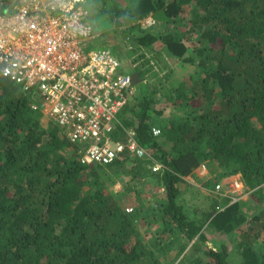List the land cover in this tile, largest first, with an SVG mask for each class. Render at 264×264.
I'll return each mask as SVG.
<instances>
[{
	"label": "trees",
	"instance_id": "trees-1",
	"mask_svg": "<svg viewBox=\"0 0 264 264\" xmlns=\"http://www.w3.org/2000/svg\"><path fill=\"white\" fill-rule=\"evenodd\" d=\"M85 1L112 26L96 27L91 47L143 52L134 72L144 92L120 120L150 158L126 149L107 166L81 164L62 130L32 107L37 92L0 74V264H162L168 230L185 239V261L202 253L189 264H264V0ZM16 4L0 0V15ZM148 18L155 27L143 28ZM162 57L194 67L189 80L150 85ZM162 98L179 113L156 110ZM154 160L164 169L153 171ZM201 164L218 168L207 188L237 177L249 199L204 195L188 181ZM119 179L125 188L110 191ZM147 183L164 192L149 199ZM160 220L162 239L149 236ZM211 231L226 238L218 249L208 247Z\"/></svg>",
	"mask_w": 264,
	"mask_h": 264
},
{
	"label": "built area",
	"instance_id": "built-area-1",
	"mask_svg": "<svg viewBox=\"0 0 264 264\" xmlns=\"http://www.w3.org/2000/svg\"><path fill=\"white\" fill-rule=\"evenodd\" d=\"M17 1L13 13L0 15V74L25 92H37L32 107L62 130L81 164L107 166L126 149L150 158L135 129L120 120L130 97H137L132 79L137 64L90 46L100 32L90 22L86 1ZM152 131L161 137L159 128ZM150 168L164 169L155 160ZM235 178L218 183L215 192L233 201L246 195L242 180Z\"/></svg>",
	"mask_w": 264,
	"mask_h": 264
},
{
	"label": "rangeland",
	"instance_id": "rangeland-1",
	"mask_svg": "<svg viewBox=\"0 0 264 264\" xmlns=\"http://www.w3.org/2000/svg\"><path fill=\"white\" fill-rule=\"evenodd\" d=\"M98 8V4L97 2L94 3L93 5H90L89 8L92 10V16L93 18L97 15L95 12L96 10H98L95 6ZM91 18V20H94L92 22V25H94L95 27H97L100 31L103 32V34H106L109 31H111V24L110 22H108L103 15H97V18L96 19H93ZM111 26V27H110ZM142 26L143 28H147V27H155L156 26V23L153 22V20L150 18L142 21ZM115 28H117L115 26ZM117 30V29H116ZM120 36V35H119ZM188 45H192V43H188ZM161 47V43H155L154 44V49L157 51L158 49H160ZM95 49H101L100 48V45H98L97 47H94ZM112 49V48H111ZM114 50H117L119 48H113ZM112 49V50H113ZM114 53L118 54L120 57H122L123 55H121L120 51H114ZM143 54V52H136L134 54H130L129 56H123L124 59L126 60H135L137 58H141V55ZM147 54V53H146ZM145 54V55H146ZM144 55V56H145ZM158 60H160V62L162 63V70L159 71V73H157V65H154L153 68H154V73L153 75L151 76V83L150 85H154L155 83H157L158 81V78H161L163 77L164 78V82H167V83H172V82H176L178 81V83L180 81H188L189 80V74L191 72H194V67H192L190 64H187V63H180V64H177L175 61L172 62L173 63V68L175 69L174 72L170 75V78L171 79H167L166 76H165V73L169 70H171V65L172 63L170 62L169 65H167V59H165V57H162V58H159ZM171 61H173L172 59H170ZM136 64H137V68L140 67V63L144 62V60L142 59H139V60H135ZM154 63L156 64V62L154 61ZM152 65V64H151ZM172 81V82H171ZM145 82V81H144ZM143 82V83H144ZM142 83V84H143ZM177 83V84H178ZM140 84L136 87V93H137V97H139L141 95V93L144 92L143 88L144 86ZM167 90L169 91L170 88H168V85H166L165 87V92H167ZM156 110H163L165 113L164 115H174V114H177L179 113V111L177 110V106L176 104H173L172 102H168L167 100H165L164 98L161 99L160 103L159 104H156V107H155ZM190 110V109H189ZM130 111H129V108H127L124 113L122 114L121 118L125 119L127 117H129L130 115ZM155 116V115H154ZM154 116L152 115V119L154 118ZM151 119V120H152ZM215 165V164H214ZM213 166V165H211ZM218 168L215 166L209 168L208 166H205L203 164H201L200 167H198L196 170H195V175H196V179L193 178V177H190L188 178V181L194 185L196 188H198L201 192H203L204 195H207V196H215V197H221L219 196L218 194L215 193V189H209L206 187V183L208 181H211L213 182V180H215V176L218 172L217 170ZM237 178V177H236ZM235 178V179H236ZM211 179V180H210ZM125 180H121L119 179L117 183L115 184H111V182H109V190L110 191H113V192H121L122 189L125 188ZM217 180V179H216ZM222 180V179H221ZM222 181H226V179L222 180ZM231 181V180H229ZM147 192L150 194L149 196V199L153 197V194L157 195L159 192V187H157L156 185H153L151 183H147L144 185ZM235 193H238V192H235ZM152 195V196H151ZM249 196L250 194H248L247 196H245L244 198H240L242 200H248L249 199ZM224 199V198H223ZM226 199V198H225ZM221 201H223L221 199ZM131 204V203H130ZM134 206V201L132 202V204L129 206V207H133ZM160 225L162 226V220H160V222H156L153 226H152V232L149 233V236L150 234L153 235V233H156L158 239H162L161 236L159 234H157V230L161 229ZM178 235H176L174 232H170L169 230L165 232L163 238H165V240H171L173 246L172 248L169 250V258L167 259V257H163V261H162V264H182L184 261H185V253H180L178 247H179V244L184 242L185 239L182 237V236H179L178 238H176L175 240L173 238L177 237ZM207 236H208V247L211 248L213 247L214 249H218V247H220V243L222 242V240L226 239L225 236H219L218 233H216L215 231H211V232H208L207 233ZM222 238V239H221ZM264 238V236H263ZM173 239V240H172ZM229 248L231 249L232 247L229 245ZM202 257V253L200 252H192L189 254V257L187 258V260L185 261L184 264H189L188 263V259L189 261H192L193 263L195 262V259L196 258H199ZM202 260V264H205L208 259H201Z\"/></svg>",
	"mask_w": 264,
	"mask_h": 264
},
{
	"label": "water",
	"instance_id": "water-1",
	"mask_svg": "<svg viewBox=\"0 0 264 264\" xmlns=\"http://www.w3.org/2000/svg\"><path fill=\"white\" fill-rule=\"evenodd\" d=\"M132 79H133V85L134 86H138L140 84L143 83V80L140 78V75L138 72H134L133 75H132ZM130 102H129V106L130 107H134L136 102H135V99L133 96L130 97Z\"/></svg>",
	"mask_w": 264,
	"mask_h": 264
},
{
	"label": "clouds",
	"instance_id": "clouds-1",
	"mask_svg": "<svg viewBox=\"0 0 264 264\" xmlns=\"http://www.w3.org/2000/svg\"><path fill=\"white\" fill-rule=\"evenodd\" d=\"M137 87V86H136ZM134 99H136V98H134ZM228 196V198H231V197H229V196H231V195H227ZM233 196H238V195H233ZM245 197V195H243V196H241V197H239V198H244ZM231 201H233L232 199H231Z\"/></svg>",
	"mask_w": 264,
	"mask_h": 264
}]
</instances>
